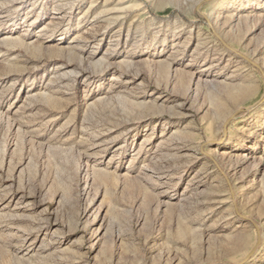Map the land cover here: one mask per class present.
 <instances>
[{
  "label": "rangeland",
  "instance_id": "obj_1",
  "mask_svg": "<svg viewBox=\"0 0 264 264\" xmlns=\"http://www.w3.org/2000/svg\"><path fill=\"white\" fill-rule=\"evenodd\" d=\"M0 264H264V0H0Z\"/></svg>",
  "mask_w": 264,
  "mask_h": 264
},
{
  "label": "bare ground",
  "instance_id": "obj_2",
  "mask_svg": "<svg viewBox=\"0 0 264 264\" xmlns=\"http://www.w3.org/2000/svg\"><path fill=\"white\" fill-rule=\"evenodd\" d=\"M161 178V177H160Z\"/></svg>",
  "mask_w": 264,
  "mask_h": 264
}]
</instances>
